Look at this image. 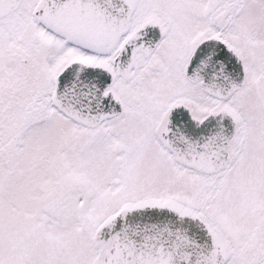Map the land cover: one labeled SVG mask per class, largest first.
I'll use <instances>...</instances> for the list:
<instances>
[{
	"label": "snow or ice",
	"instance_id": "obj_1",
	"mask_svg": "<svg viewBox=\"0 0 264 264\" xmlns=\"http://www.w3.org/2000/svg\"><path fill=\"white\" fill-rule=\"evenodd\" d=\"M0 264H264V0H0Z\"/></svg>",
	"mask_w": 264,
	"mask_h": 264
}]
</instances>
